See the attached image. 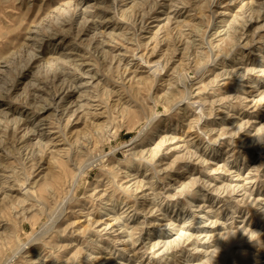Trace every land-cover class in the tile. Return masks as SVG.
I'll return each mask as SVG.
<instances>
[{
	"label": "rangeland",
	"instance_id": "1",
	"mask_svg": "<svg viewBox=\"0 0 264 264\" xmlns=\"http://www.w3.org/2000/svg\"><path fill=\"white\" fill-rule=\"evenodd\" d=\"M66 263L264 264V0H0V264Z\"/></svg>",
	"mask_w": 264,
	"mask_h": 264
},
{
	"label": "bare ground",
	"instance_id": "2",
	"mask_svg": "<svg viewBox=\"0 0 264 264\" xmlns=\"http://www.w3.org/2000/svg\"><path fill=\"white\" fill-rule=\"evenodd\" d=\"M249 10V9H248ZM84 34V33H83ZM188 91V90H187ZM170 93V92H169ZM189 95V94H188ZM19 123V122H18ZM155 155V154H154ZM235 191V190H234ZM108 205V204H107ZM55 222V221H54ZM101 224V223H100ZM232 236V235H231ZM184 238V237H183ZM187 238V237H186ZM175 247V246H174ZM22 249V248H21ZM14 251V250H13ZM13 254V253H12ZM67 264V263H66Z\"/></svg>",
	"mask_w": 264,
	"mask_h": 264
}]
</instances>
